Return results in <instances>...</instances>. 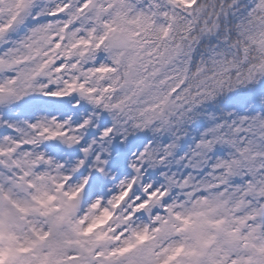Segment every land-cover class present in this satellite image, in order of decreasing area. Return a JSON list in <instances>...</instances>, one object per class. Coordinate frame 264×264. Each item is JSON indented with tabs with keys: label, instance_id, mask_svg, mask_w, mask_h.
<instances>
[{
	"label": "snow or ice",
	"instance_id": "6c2138e0",
	"mask_svg": "<svg viewBox=\"0 0 264 264\" xmlns=\"http://www.w3.org/2000/svg\"><path fill=\"white\" fill-rule=\"evenodd\" d=\"M0 264H264V0H0Z\"/></svg>",
	"mask_w": 264,
	"mask_h": 264
}]
</instances>
